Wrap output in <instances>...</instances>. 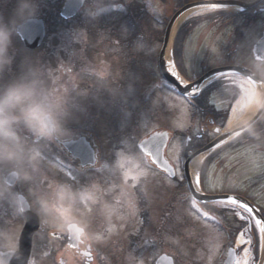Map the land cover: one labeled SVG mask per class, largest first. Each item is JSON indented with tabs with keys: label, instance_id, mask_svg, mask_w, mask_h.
Returning a JSON list of instances; mask_svg holds the SVG:
<instances>
[{
	"label": "rangeland",
	"instance_id": "374dc122",
	"mask_svg": "<svg viewBox=\"0 0 264 264\" xmlns=\"http://www.w3.org/2000/svg\"><path fill=\"white\" fill-rule=\"evenodd\" d=\"M149 1V4L146 3V8L149 9L147 15L144 10L145 5L142 9L141 0H133L134 12L124 11L123 13H111L112 15L106 14L95 21H89L83 12V15L80 13L77 18L64 23L60 19V12L65 0H36L39 7V18L46 19L48 25V36L45 44L40 49L30 52L16 38L14 40L17 53L15 62L12 68L5 73L3 80L6 81L19 73V65L24 55H31L46 68H49V75L53 81L66 80L64 86L69 91L74 89L81 91V74H67L66 72L68 61L72 59L81 60V51L90 62L103 66L102 68H105V72L110 73L111 79L116 84L105 86L103 77H95L94 79L98 81L97 86L101 87L105 98L97 94V88H91L88 92L86 90L84 98H81V104H91L98 111L92 113L93 107H91L88 110L90 113L82 116V118L81 115L76 116L74 122L81 126L82 119L86 124L92 125L95 120L94 114H96L98 121L95 127L97 129L95 137L107 159L110 154L115 156L116 151L123 147L121 142L125 140L130 151L146 162L147 174L139 179H142L144 183L134 184L130 182V179L115 174L108 181L109 187H113L115 191L132 190L134 193L145 186V192L151 199V204H155L156 201L166 204V209L162 212L165 219L163 220L162 217L161 221L156 222V218H153V216L150 218V238L143 242L138 233H132L130 237L127 236L129 230L136 232L135 221L137 218H135V212H133L136 208L125 210L123 205H117L111 210L110 208H101L102 211L99 213L88 212L87 205L81 208V205L74 206L71 204L72 195L63 201L59 211L54 210L47 217V223L42 220L45 229L49 231L57 230L62 229L70 222H77L79 225L82 222V225L89 228L91 236L94 237L97 243L96 247L101 255L102 264H153L158 252L162 253L163 251H166L169 255H174L177 264H218L222 260V239L219 236L216 238V232L202 223L196 211L192 208L193 203L184 188L186 182L180 164L181 158L186 159L187 138L192 137L195 141L194 138L200 133L199 125L202 123L211 139L214 136L213 128L209 122L201 120L200 114L202 112L197 109H193L194 111L190 109L189 111L181 98L161 88L164 82L158 75V57L163 44L162 39L166 22L168 23V19L174 14L173 10L176 8L178 0ZM127 2L131 1L128 0L124 3ZM113 3L124 5L120 1ZM16 7L17 0H0V17L8 21L13 16ZM93 24L98 27L117 26L114 39L122 43L124 41L128 42L130 44L129 48H121L119 44H116L118 47L110 46L108 41L111 40L105 41V34H99L100 38H97L95 30L93 29V34L90 31ZM199 24L188 25L185 30H190L191 33L187 35L181 48L176 46L175 41L172 45L174 69L178 71L175 63L177 60L181 73L190 80L199 77L204 67H211L210 65L202 66L198 64L202 56L203 60H207L208 53L214 51L209 50L214 28H210L211 26L206 28L205 20ZM82 30L85 32H81ZM95 39L100 45L96 43ZM82 44L88 47L85 50L86 54L84 47H81ZM244 52L243 50V54ZM46 54L47 60L45 59ZM208 60L211 63L210 59ZM71 63H74V60ZM180 71H178L179 75H181ZM233 82L240 83L241 81L235 79ZM119 85H122V87H119ZM130 87L131 92H129ZM77 94L79 95V92ZM109 97H111V102ZM234 97L222 87L214 93L212 100H210L221 109L224 115L223 119L228 113L225 122H223L224 124L219 125L223 129L244 122L252 114L247 109L250 100L245 103L242 98L238 99L237 102L241 101L243 103V108L238 119L229 126L228 122L231 114L229 115L227 106ZM127 103L129 107L124 110V105ZM114 105H116V108L112 107ZM104 106H111V108H104ZM196 116H199L200 119L196 120ZM159 129L169 130L173 135L166 154L176 169L177 183L181 186V203L178 199L170 198L172 194L167 188L172 187L173 183L162 180L165 185L164 188L157 179L160 175L152 171L147 158L138 148L142 139ZM195 143L197 144L196 141ZM252 149L254 148L250 150L248 146L241 145L240 148L234 151L236 152L234 154L227 151V154L225 151L219 152L213 170L207 165V159L212 153L205 156L199 173L198 185L200 188H203V191L206 192L218 188L215 189L218 193L227 192L225 191L227 188L224 187H230L232 191L234 188L237 189L236 191L245 190L244 185L247 186L254 176L251 166L255 155ZM45 154L46 159L34 183L19 184L22 191H26L32 202L31 191L52 192L56 188L53 183L50 184L47 180L42 179L45 173L54 176L58 181L63 180L61 178L73 179V174H65L60 169L54 168V165L49 162L50 160L48 161L49 152L45 150ZM52 168L65 175V177L60 174L56 177L55 174L48 172ZM178 195L179 191L176 193V197ZM124 199L125 197H122L121 201ZM130 220L133 221L134 225L129 229L127 222ZM93 222L95 224H92ZM22 223L19 216L12 213L7 203H0V230L11 231L19 235V227L22 228ZM104 225L106 226L104 227ZM106 228L111 232L113 240L100 235V231ZM117 244H120V246H116ZM251 244L250 237L245 234L240 235L237 245H244L240 248L243 252L240 255V264H247L248 261L251 264L253 259Z\"/></svg>",
	"mask_w": 264,
	"mask_h": 264
},
{
	"label": "clouds",
	"instance_id": "9594fccd",
	"mask_svg": "<svg viewBox=\"0 0 264 264\" xmlns=\"http://www.w3.org/2000/svg\"><path fill=\"white\" fill-rule=\"evenodd\" d=\"M110 4L111 0H83L84 15L89 21L98 20ZM38 14L36 0H17L11 19L5 21L0 17V203H7L17 216H22L25 209L19 206L20 194L13 191L9 180L17 184L34 183L46 159V148L73 139L67 121L78 107L69 89L58 87L49 75L50 69L31 55H24L17 75L3 80L15 62L14 40L38 22ZM249 76L257 82L256 86ZM239 79L240 83L226 82L224 89L245 103L251 100L258 111L264 110V60L252 59ZM248 131H252L251 125ZM121 144L123 147L106 168L125 179L139 180L147 174L146 162L130 151L127 141ZM30 195L35 215L47 223V217L54 210L59 211L63 201L73 193L70 185L58 184L52 192L31 191ZM87 195V189L79 193L81 198ZM0 251L21 259L19 235L0 230ZM28 264H35L31 257Z\"/></svg>",
	"mask_w": 264,
	"mask_h": 264
},
{
	"label": "flooded vegetation",
	"instance_id": "af4514ba",
	"mask_svg": "<svg viewBox=\"0 0 264 264\" xmlns=\"http://www.w3.org/2000/svg\"><path fill=\"white\" fill-rule=\"evenodd\" d=\"M149 2V0H146ZM200 0H178L176 10L182 8L184 5ZM210 28H214L212 34V43L209 50H214L212 53H208V59H210L211 64L216 66H229V65H242L246 66L252 59L257 61L264 60V50H260L257 55H254L251 50H254L255 46L263 39L264 37V0L259 2L256 6L249 10H240V11H224L213 16L209 20ZM115 26L105 27L100 26L96 27V34H105L109 40L114 39L115 36ZM117 40H111V44H115ZM83 43V42H82ZM129 43L126 42L125 45ZM84 47V44L81 45ZM237 50V53L231 51ZM243 50L245 51L243 54ZM242 54L244 55L242 57ZM47 60V58H46ZM74 60V63H71ZM249 61V62H248ZM101 65H94L90 63L89 59L83 55L81 51V60L72 59L68 61L66 65L67 74H77L81 72V91L80 90H70V95L76 101H78V107L72 111L71 117L67 121V127L72 131L73 139L66 141L72 142L79 139L84 140L86 138L90 141L96 150L97 162L94 167H83L80 165L78 159H74L65 147H63L62 142L60 144H53L47 147L48 160L49 162L54 163V168L59 167V163H66L72 165L78 169V174H74L72 181L75 179V183H79L80 186L73 188L72 182H63L62 184H67L71 186L73 198L71 199L72 205H81V208L87 205L88 212L99 213L102 209L110 208L113 209L117 205H123L125 210H131L134 208L142 209L143 214L148 215L149 213V199L148 194L145 192V186L140 191L133 193L132 190H114L113 187H109L108 181L110 178L114 177V174L110 173L108 169L100 170L101 161L103 156L100 145L96 142L95 132L97 121H94L92 125L86 124L81 119V126H78L74 120L76 116L81 115L85 116L90 113L88 111L91 107L89 105H82L81 98H84V92L89 90L92 86V82H98L94 78L102 73ZM105 72V69H104ZM80 74V73H78ZM108 78V75H105ZM85 78H88V82H84ZM58 84V87H63L66 80H62L61 83L54 81ZM109 82V78L107 79ZM88 88L86 89V86ZM86 89V90H85ZM79 92V95L77 94ZM219 117L216 119L210 117L208 121L216 126ZM86 140V141H87ZM253 140L255 145L254 159L252 160V169H253V181L250 184L251 192L254 195V203L263 209L264 216V112L259 116L255 124L253 125ZM54 146L55 148L53 149ZM46 156V155H45ZM113 154L109 155V158L105 157L106 162L110 164L115 159ZM68 164V165H67ZM56 165V166H55ZM51 173L58 176V171H51ZM63 173H70V170H63ZM63 177L65 175L62 174ZM49 178V183L59 184L57 178L54 176L42 177L43 180ZM66 180V179H64ZM17 191H21V186L18 184L16 186ZM87 189L88 195L86 198H81L79 196L80 191ZM15 189V188H13ZM118 192H120L118 194ZM140 195H139V194ZM71 197V196H69ZM125 197L121 201V198ZM81 198V200H80ZM140 200H142L140 202ZM158 202V201H157ZM159 203V202H158ZM109 206V207H105ZM155 206L158 207V204L155 203ZM104 207V208H103ZM217 207L216 204H207L206 208L213 216L218 217L226 227L224 234L229 237L234 235L237 230L239 221H247L248 229L252 231L256 228L253 225L252 217L241 218L237 213L227 211H237L236 209H230L224 207V211L219 212L214 210ZM102 208V209H101ZM101 209V210H100ZM68 225H65L62 229L45 231L44 228L38 232L36 240H34L33 253L38 261H41L42 258H48L50 264H102L101 255L97 249V244H91L90 234L85 229V233L81 235V240L79 248L74 250L69 246V231ZM82 226V222H81ZM109 238L112 239V235H109ZM113 240V239H112ZM234 240V238H233ZM89 246H91L90 252L88 251ZM92 250V251H91ZM113 256V255H112ZM224 260L221 264H223ZM220 264V261H219Z\"/></svg>",
	"mask_w": 264,
	"mask_h": 264
},
{
	"label": "water",
	"instance_id": "95a60500",
	"mask_svg": "<svg viewBox=\"0 0 264 264\" xmlns=\"http://www.w3.org/2000/svg\"><path fill=\"white\" fill-rule=\"evenodd\" d=\"M83 5V0H67L66 5L64 7V10L62 11V17L65 19H70L74 17L77 14V11L82 7ZM207 5H221V6H231V7H238V8H245L244 3L242 1H205V2H197L193 3L190 5H187L184 9L181 11L177 12L173 18L171 19L168 28L166 30L165 34V39H164V46L160 55V68L161 72L164 76V78L170 82L172 85H174L181 93L184 95H191V92L193 90H199L203 84L208 81L211 76L228 71V68H221V69H216L213 70L206 75H204L201 79H199L197 82L194 84L188 85V86H183L178 79L170 72L168 68V63H167V53L169 50V47L171 45L173 33L175 30V27L177 25V22L179 19L189 10L193 8H197L200 6H207ZM45 24L43 20H38L37 23L31 25L27 32H25L21 38L25 42V45L29 49H35L38 46L41 45L44 37H45ZM235 70V69H234ZM237 72L241 74L246 73V69L243 68H237ZM254 83H257L254 81ZM254 122V119L250 121L249 123L238 127L230 132H228L225 135H222L218 139H216L214 142L211 144L203 147L202 149L198 150L196 153L191 155L189 159L187 160L185 164V175L188 181L189 188L192 192L193 197L201 202H211V201H217V200H223V199H236L244 204L247 205V202L241 199L240 197L237 196H228V195H221V196H208L199 193L192 181L191 177V164L193 160L200 156L201 154H205L211 150H213L215 147L223 144L225 141H227L229 138H231L233 135H236L243 130H245L247 127H249L252 123ZM169 141V134L167 132H161V133H156L150 138L146 139L143 141L141 144V148L144 153L147 155L151 156L152 160L157 164V166L165 170L167 173H169L172 177L175 175L174 174V169L170 165V163L166 160L165 158V149L167 146V143ZM147 145V147H144V145ZM67 147L69 150L75 155V157H80L83 159L84 162L87 163H92L94 161V151L92 149H89V147L86 144V147L88 150L83 149L81 147V142L77 144H68ZM9 183L14 185L15 181L10 179ZM21 200V208L25 209V216L27 217V224L26 227L22 233L21 239H20V249L22 253L21 259H16L9 255L6 252H0V264H28V259L31 257V250H32V240H33V235L39 228V219L38 217L31 211L29 203L27 202L26 199L20 198ZM251 207V206H249ZM252 211L254 214L258 215V212L252 208ZM233 259H231L232 261ZM157 264H173V261L171 258H168L167 256H162L158 261Z\"/></svg>",
	"mask_w": 264,
	"mask_h": 264
},
{
	"label": "bare ground",
	"instance_id": "6f19581e",
	"mask_svg": "<svg viewBox=\"0 0 264 264\" xmlns=\"http://www.w3.org/2000/svg\"><path fill=\"white\" fill-rule=\"evenodd\" d=\"M214 10H216V8H212V7H199L197 9H194V10L188 12L186 15H184L181 18V20L178 22V24H180L181 22H183L185 19H187L190 16L192 17V16L204 15V14H208V13L214 11ZM178 24H177V27L179 26ZM167 58H168V61H169L170 60V58H169V52H168ZM170 64L171 65L169 67H170L171 71L176 74L177 71L174 69V66L172 65V63H170ZM255 106L256 105H254V103H252V101L250 100L248 102L247 109L250 112H253L254 109H255ZM242 108H243V103L241 101L237 102L234 105V107L232 109V112H231L230 120L228 122L229 126L232 125L238 119ZM204 157H205V155H202L199 158H197L195 160V162L191 166V175H192V178H193V180H194V182H195V184L197 186H198L197 178L199 179V173H200V169H201V166H202V163H198V162L200 160H204Z\"/></svg>",
	"mask_w": 264,
	"mask_h": 264
},
{
	"label": "snow or ice",
	"instance_id": "6c2138e0",
	"mask_svg": "<svg viewBox=\"0 0 264 264\" xmlns=\"http://www.w3.org/2000/svg\"><path fill=\"white\" fill-rule=\"evenodd\" d=\"M249 80H250V82H254V81L251 80V77H250V76H249ZM144 147H147V145L145 144ZM197 182H199V179H198V178H197ZM235 202H236V201L233 200V203H235ZM246 210H247V209H246Z\"/></svg>",
	"mask_w": 264,
	"mask_h": 264
}]
</instances>
